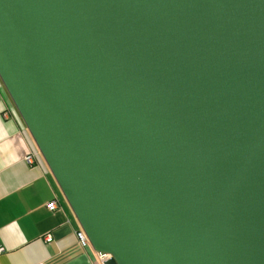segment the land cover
I'll use <instances>...</instances> for the list:
<instances>
[{
  "label": "water",
  "instance_id": "obj_1",
  "mask_svg": "<svg viewBox=\"0 0 264 264\" xmlns=\"http://www.w3.org/2000/svg\"><path fill=\"white\" fill-rule=\"evenodd\" d=\"M0 83L102 264H264V0H0Z\"/></svg>",
  "mask_w": 264,
  "mask_h": 264
},
{
  "label": "crops",
  "instance_id": "obj_2",
  "mask_svg": "<svg viewBox=\"0 0 264 264\" xmlns=\"http://www.w3.org/2000/svg\"><path fill=\"white\" fill-rule=\"evenodd\" d=\"M29 152L31 164L24 161ZM79 230L0 84V264H102L89 245L77 242Z\"/></svg>",
  "mask_w": 264,
  "mask_h": 264
},
{
  "label": "built area",
  "instance_id": "obj_3",
  "mask_svg": "<svg viewBox=\"0 0 264 264\" xmlns=\"http://www.w3.org/2000/svg\"><path fill=\"white\" fill-rule=\"evenodd\" d=\"M34 159V155L33 153H27L25 156H24V161L27 163V164H31L32 161ZM46 208L49 210V211H52L56 208V202L53 200V201H50L49 203L46 204ZM75 238L77 240V242L81 245V246H86L88 245L87 243V240L85 238V236L83 235V233L79 230L75 233ZM44 240L47 242L50 240V237L48 235H46L44 237ZM97 256H98V259L99 261L102 263L104 262L105 260H107L109 258V255L108 254H102V253H97Z\"/></svg>",
  "mask_w": 264,
  "mask_h": 264
},
{
  "label": "rangeland",
  "instance_id": "obj_4",
  "mask_svg": "<svg viewBox=\"0 0 264 264\" xmlns=\"http://www.w3.org/2000/svg\"><path fill=\"white\" fill-rule=\"evenodd\" d=\"M1 84V83H0Z\"/></svg>",
  "mask_w": 264,
  "mask_h": 264
}]
</instances>
